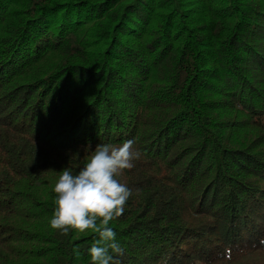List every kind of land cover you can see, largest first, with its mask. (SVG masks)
Wrapping results in <instances>:
<instances>
[{"label":"trees","instance_id":"16d2710c","mask_svg":"<svg viewBox=\"0 0 264 264\" xmlns=\"http://www.w3.org/2000/svg\"><path fill=\"white\" fill-rule=\"evenodd\" d=\"M130 139L120 264H264V0H0V264H90L53 188Z\"/></svg>","mask_w":264,"mask_h":264},{"label":"clouds","instance_id":"9594fccd","mask_svg":"<svg viewBox=\"0 0 264 264\" xmlns=\"http://www.w3.org/2000/svg\"><path fill=\"white\" fill-rule=\"evenodd\" d=\"M130 139L120 145L97 144L87 162L77 173L65 167L61 170L53 192L54 211L49 221L61 235L70 232L95 234L89 248L90 264H120L118 257L125 249L116 240L110 223L124 214L133 190L118 177L134 168L140 153L133 149ZM264 245V238L259 241ZM77 257L80 253L74 250ZM225 258L227 256V250Z\"/></svg>","mask_w":264,"mask_h":264}]
</instances>
